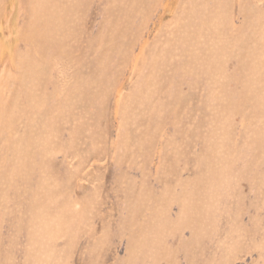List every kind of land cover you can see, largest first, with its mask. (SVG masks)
<instances>
[{"label":"rangeland","instance_id":"1","mask_svg":"<svg viewBox=\"0 0 264 264\" xmlns=\"http://www.w3.org/2000/svg\"><path fill=\"white\" fill-rule=\"evenodd\" d=\"M0 264H264V0H0Z\"/></svg>","mask_w":264,"mask_h":264}]
</instances>
